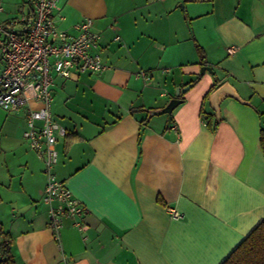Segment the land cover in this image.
Wrapping results in <instances>:
<instances>
[{"label":"crops","instance_id":"crops-1","mask_svg":"<svg viewBox=\"0 0 264 264\" xmlns=\"http://www.w3.org/2000/svg\"><path fill=\"white\" fill-rule=\"evenodd\" d=\"M0 2L3 21L30 12ZM53 15L71 35L90 19L107 66L52 86L66 130L54 172L83 230L65 218L54 239L43 162L22 139L29 102L0 109V245L14 264H221L264 218V0H59ZM224 82L250 105L224 99L217 122L208 97ZM189 84L170 121L149 117Z\"/></svg>","mask_w":264,"mask_h":264},{"label":"built area","instance_id":"built-area-1","mask_svg":"<svg viewBox=\"0 0 264 264\" xmlns=\"http://www.w3.org/2000/svg\"><path fill=\"white\" fill-rule=\"evenodd\" d=\"M58 2L29 0L28 15L6 21L1 19L4 10L0 2V109L14 113L29 102L37 105L27 109L22 139L43 162V202L48 206L49 227L55 240L59 239L65 218L73 219L77 230H83L86 208L54 172L57 141L66 135L51 113L54 76L68 79L73 73L99 74L107 69L95 53L100 38L90 19L73 26L76 35L56 28L53 13ZM138 76L150 80L146 72ZM171 216L179 218L180 214L172 211Z\"/></svg>","mask_w":264,"mask_h":264},{"label":"trees","instance_id":"trees-1","mask_svg":"<svg viewBox=\"0 0 264 264\" xmlns=\"http://www.w3.org/2000/svg\"><path fill=\"white\" fill-rule=\"evenodd\" d=\"M209 118L207 126L212 124L213 115L210 114ZM260 145L264 155V130L260 132ZM0 256V264H14L7 242L0 245ZM221 264H264V218Z\"/></svg>","mask_w":264,"mask_h":264},{"label":"water","instance_id":"water-1","mask_svg":"<svg viewBox=\"0 0 264 264\" xmlns=\"http://www.w3.org/2000/svg\"><path fill=\"white\" fill-rule=\"evenodd\" d=\"M205 72H208L210 75H213L214 72L212 69L208 66H202L200 70V75H203ZM192 87V84L187 85L186 87L180 89L177 88L175 91V98L171 99L168 104L159 110L156 111H149L148 115L149 117L154 115H168V121L171 120L172 111L182 103V100L179 98L181 94L186 92ZM226 98H232L241 104L250 105V103L247 100H243L241 96L238 94L236 89L230 85L228 82H224L223 84L219 85L213 92L210 93L208 97V102L214 111V117L216 121H220V104L221 102Z\"/></svg>","mask_w":264,"mask_h":264}]
</instances>
